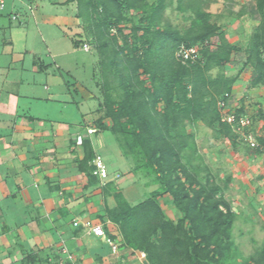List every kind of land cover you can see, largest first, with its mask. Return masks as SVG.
Segmentation results:
<instances>
[{
  "label": "trees",
  "instance_id": "1",
  "mask_svg": "<svg viewBox=\"0 0 264 264\" xmlns=\"http://www.w3.org/2000/svg\"><path fill=\"white\" fill-rule=\"evenodd\" d=\"M174 1L176 11L189 14L183 32L163 22L173 0H154L150 5L146 0L67 2L76 3V16L82 19L99 58L103 100L98 108L103 117L96 120L97 128L115 136L125 155L145 154L147 160L138 167L153 174L160 186L135 206L120 193L114 194L116 206L108 213L124 245L145 254L148 264H217L229 256L235 214L218 197L219 188L202 185L181 164L189 136L182 134L180 143L170 133H177L183 122L201 121L209 127L219 125L228 140L235 137L230 125L220 121L218 104L227 102L236 77L209 74L222 70L241 49L228 43L211 23L203 1ZM255 10L260 23L249 37L238 73L252 71L251 86L264 88V0H255ZM134 11L141 13V25H132L126 36L119 29L122 45H118L110 31ZM214 37L219 38L218 45L199 49L200 60L182 64L175 55L180 48L189 49ZM115 88L121 91L118 100L107 94ZM244 112L239 110L236 117ZM104 121L109 128H101ZM257 143L259 151L264 149V138H257ZM88 144L84 143L81 165L90 164L85 171L93 175L95 156ZM165 197L179 212L178 220L165 216L160 202ZM250 261L245 264H264V250Z\"/></svg>",
  "mask_w": 264,
  "mask_h": 264
},
{
  "label": "crops",
  "instance_id": "2",
  "mask_svg": "<svg viewBox=\"0 0 264 264\" xmlns=\"http://www.w3.org/2000/svg\"><path fill=\"white\" fill-rule=\"evenodd\" d=\"M16 7L10 9L20 12L24 22L29 14ZM7 14L0 15V264H148L141 252L124 245L110 219L115 193L129 204L139 198L128 195L133 181L119 182L117 170L125 161L112 135L97 128L98 112L81 111L71 91L83 89L82 102L91 96L65 81L57 54L48 47L51 63L39 60L38 66L28 29L8 30L7 36L2 20L11 24ZM12 36H23L26 46L15 48ZM72 49L73 54L78 50ZM103 123L102 129L109 125ZM86 142L106 167V181L85 171L90 164L81 165ZM161 200L165 216L178 220L170 201ZM89 222L101 226L104 236H93L84 227Z\"/></svg>",
  "mask_w": 264,
  "mask_h": 264
},
{
  "label": "rangeland",
  "instance_id": "3",
  "mask_svg": "<svg viewBox=\"0 0 264 264\" xmlns=\"http://www.w3.org/2000/svg\"><path fill=\"white\" fill-rule=\"evenodd\" d=\"M67 1L22 0L26 4L24 7L17 0H5L6 10L4 14L9 12L8 17L14 13L12 10L15 9V7L10 9L11 4L12 6L17 5L16 9L24 11L23 13L29 14V16L28 18L24 17V22H22L23 16L16 11L15 13L21 18L17 22H12L9 18L11 22L9 24L6 19L2 20L3 22L5 20L7 36L9 35L8 30L13 32L28 29L31 34L29 37L32 40L30 45L38 52L36 54L38 60H35L38 66L41 65L39 60L45 64L51 63L46 59L48 56L45 53L46 47L52 54H57L55 62L60 64L59 66L64 71H60V74L64 76L65 81L72 85H81L91 96L82 102L83 96L81 97L79 93L84 95V90L76 86L77 88L71 91L73 96L71 98H75L81 111L95 109L99 114L97 118L99 119L103 117V111L98 108V104L103 100V92L99 88L101 83L99 58L94 51L91 36L85 31L82 19L76 16V3ZM201 1L204 2L202 8L211 15V23L216 24L219 31L224 33V39L241 49L240 53L231 55L230 62L222 70L213 69L209 75L211 77L218 75H224L228 78L236 77L230 88L227 102H219L218 113L221 121V119H227L231 116L235 117L239 110H244L245 114L241 115L243 118L241 125L243 126L230 125L231 133L235 135L230 140L222 134L219 125L212 123V127H209L205 124L208 122L201 121L183 122L177 129V133L180 132L178 138L176 132H171L170 135L180 143L182 134L189 136L186 139V148L181 153V164L202 185L213 187V190L219 188L218 197L222 198L235 214L230 229L232 247L229 256L219 259L217 264H245L251 262L252 257L264 250V149L260 151L257 149V138H264V88L251 86L252 71L238 72L244 59V49L248 45L249 37L254 28L259 25L260 19L255 10V0ZM146 3L150 5L154 3V0H146ZM27 4L31 6L30 10L27 8ZM175 7L176 3L173 0L171 6L167 7L164 12L163 22L169 23L172 27L183 32L188 27V21H185V18L189 14H182L176 11ZM125 18L123 23H119L115 29L110 31V35L117 38L118 45H122L119 29L122 36H126L130 33L129 28L132 25H141L139 23L141 13L138 11L126 13ZM20 23L22 24L20 26L14 25ZM144 25L145 23L142 24V26ZM12 37L15 48L20 49L26 46L23 36ZM28 41L30 40L28 39ZM218 43L219 38L214 37L193 48L201 50L217 46ZM72 46L74 49H78L74 54ZM198 59L200 60L201 56ZM30 61L31 59L27 57L26 63ZM65 73L70 77H66ZM59 79L61 80L60 76ZM109 93L107 94L115 100H118V96L121 95V91L116 88ZM205 99L208 100L209 97ZM78 108L76 107V109ZM112 137L115 148L125 161V165L121 163L117 170L121 175L119 182L121 186H124L127 182L133 181L134 189H130L128 195L131 198L137 193L138 201L133 200L134 203L138 204L158 189L159 183L155 181L153 174L147 173L144 167H138L147 160L145 154L134 152L137 156H132L131 153L125 155L121 144L115 136L112 135ZM126 167H128V171ZM108 170L111 176L117 174L113 166ZM129 175H133V178H130ZM107 178L101 179L106 181ZM130 187L131 184L128 188ZM131 206H135V204ZM94 227L96 226L90 222L89 226H86L91 234L90 230ZM115 250L116 248L112 252ZM142 255L145 254L142 253Z\"/></svg>",
  "mask_w": 264,
  "mask_h": 264
},
{
  "label": "built area",
  "instance_id": "4",
  "mask_svg": "<svg viewBox=\"0 0 264 264\" xmlns=\"http://www.w3.org/2000/svg\"><path fill=\"white\" fill-rule=\"evenodd\" d=\"M17 1H19L24 7L26 6V4L24 2H22V0H17ZM27 8L30 10L31 6L28 5ZM5 10H6V2H5V0H0V15L4 14ZM9 18H10V21L17 22L19 19V16L14 12V13H11L9 15ZM176 57L182 61V64H184L188 61L194 62V60L198 57V49L193 48V47L189 48V49L180 48L178 50V53L176 54ZM241 117L242 116H240V117L231 116L230 118H227V119H221V121L227 123L228 125H234V124L237 125L238 124L237 127H240V125L243 122V118H241ZM241 126H243V125H241ZM88 133H91V132L89 131ZM94 166H95V169L93 171V175L97 176L100 179L101 178L105 179L107 177V169L104 166L100 157L95 158ZM77 226H78V224H74V227H77ZM86 226H89V223H86L84 225V227H86ZM90 231L96 237H103L104 236V233L102 231L101 226H96V227L92 228ZM114 248L112 250H114ZM141 257L144 258L145 255H142Z\"/></svg>",
  "mask_w": 264,
  "mask_h": 264
}]
</instances>
